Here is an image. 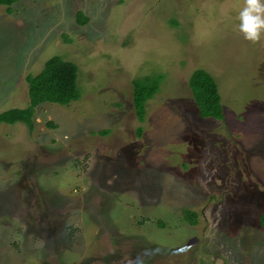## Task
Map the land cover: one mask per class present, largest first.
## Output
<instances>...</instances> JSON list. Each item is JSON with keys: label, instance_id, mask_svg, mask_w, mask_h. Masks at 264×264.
<instances>
[{"label": "rangeland", "instance_id": "rangeland-1", "mask_svg": "<svg viewBox=\"0 0 264 264\" xmlns=\"http://www.w3.org/2000/svg\"><path fill=\"white\" fill-rule=\"evenodd\" d=\"M242 4L0 5V112L28 105L26 75L54 55L77 65L80 93L41 103L31 129L0 123V264H264V37L238 32ZM196 69L222 119L199 114ZM147 79L140 117L132 90Z\"/></svg>", "mask_w": 264, "mask_h": 264}, {"label": "trees", "instance_id": "trees-1", "mask_svg": "<svg viewBox=\"0 0 264 264\" xmlns=\"http://www.w3.org/2000/svg\"><path fill=\"white\" fill-rule=\"evenodd\" d=\"M18 0H0V5L5 6V10L10 12L12 5ZM81 13V14H80ZM77 21L84 23L86 17L81 11H77ZM77 65L65 60L58 55L46 59L43 67L36 74H27L26 83L29 103L24 108H9L0 112V123L21 122L30 129L34 125V113L37 106L44 102L69 104L70 101L78 99L80 93L76 85ZM148 80V79H147ZM152 84L151 88L136 82L132 90V103L135 112L140 117L144 116L146 102L152 97L158 83L148 80ZM158 81V80H157ZM188 87L199 114L203 117L223 118V106L221 96L217 88L216 81L211 74L204 69L194 70L188 80ZM49 126H55L52 121L47 122ZM138 136L142 130L137 127ZM184 220L190 225H195L198 221L196 210L181 207ZM259 225L264 228V211L258 214ZM158 223H160L158 221Z\"/></svg>", "mask_w": 264, "mask_h": 264}, {"label": "clouds", "instance_id": "clouds-1", "mask_svg": "<svg viewBox=\"0 0 264 264\" xmlns=\"http://www.w3.org/2000/svg\"><path fill=\"white\" fill-rule=\"evenodd\" d=\"M237 19V29L243 38L259 43L264 37V0H243Z\"/></svg>", "mask_w": 264, "mask_h": 264}]
</instances>
